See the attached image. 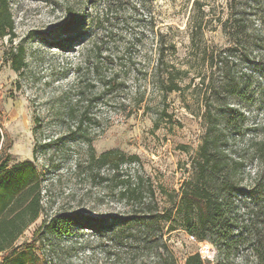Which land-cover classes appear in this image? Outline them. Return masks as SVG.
I'll list each match as a JSON object with an SVG mask.
<instances>
[{
  "label": "rangeland",
  "instance_id": "1",
  "mask_svg": "<svg viewBox=\"0 0 264 264\" xmlns=\"http://www.w3.org/2000/svg\"><path fill=\"white\" fill-rule=\"evenodd\" d=\"M108 1L8 0L15 30L0 37V152L10 143V165L34 166L45 209L17 243L30 242L44 220L64 215L75 219L70 233L37 243L48 264H183L195 252L206 264L220 255L258 264L244 226L219 254L161 216L177 208L193 176L207 110L246 114V135L230 143L232 152L244 153L253 137L264 139V70L253 69L226 31L228 17L251 12L248 25L264 33V0H115L107 10ZM19 47L26 65L15 72ZM220 52L222 73L209 64ZM162 57L187 71L181 91L162 90L158 75L165 69L156 70ZM243 74L253 75V85L233 93ZM109 151L138 161L100 166L96 159ZM260 171L264 165L251 152L234 174L242 192L232 200L246 223L242 213L264 206V172L261 189L248 195ZM138 183L139 199L122 195Z\"/></svg>",
  "mask_w": 264,
  "mask_h": 264
},
{
  "label": "trees",
  "instance_id": "2",
  "mask_svg": "<svg viewBox=\"0 0 264 264\" xmlns=\"http://www.w3.org/2000/svg\"><path fill=\"white\" fill-rule=\"evenodd\" d=\"M114 1H108L107 10L112 9ZM251 1L257 4L261 3V0H250L249 2ZM248 6V3H244L245 9L257 11V8ZM258 8L260 9V5ZM237 15L234 13L227 18L226 31L228 30V35L236 46V51L240 50L246 54L245 59L252 64L253 69L264 70V33L258 34L252 29V26L248 25L251 18H246V16H252L253 13L240 12V17ZM260 20L264 23L263 19L260 18ZM14 30L10 3L8 0H0V37L13 36ZM225 58L222 52L216 56L212 54L209 64L211 67L214 65L219 67V73H222L224 65H227ZM206 60L208 61V59ZM157 63V71H160V68L165 69L158 75L162 90L166 93L181 91L182 88L179 84L183 80L181 75H186L187 71L180 70L169 62H164L163 57ZM25 65V50L23 47H19L13 54L12 69L15 72H20ZM204 83L205 76L202 79V84ZM253 83L252 74H243L240 82H234L233 93H237L243 88L249 89ZM104 94L107 92L105 91ZM204 118L208 126L194 160L193 176L184 183L181 194H179L180 200L177 208L168 210L161 218L163 221L179 222L183 230L198 242H210L216 246L219 254L223 250V244L230 245L235 241L233 230L244 226L248 229L250 237L247 238V241L252 253L257 258V263L264 264V242L259 238L261 235V226L259 225L263 221L257 222L256 220L262 215L264 206L257 203L252 209L242 213L243 215L247 213L249 217L250 222L246 223L245 216L240 214L239 207L235 206V202L232 200L235 195L242 192L234 184V174L238 168L243 166V161L247 159V156L252 152L259 164L264 165V139L254 141L253 137L252 140H249L248 148L244 150V153L232 152L229 149L230 143L237 137L246 135L248 128L246 114L232 107L223 111V114L219 116L213 115L209 109L205 112ZM3 125L4 116L0 106V141L4 138L1 131ZM255 127H258V124L254 126V129L257 130ZM9 147L10 143H7L2 149L3 153L0 152L1 264H48L41 254L43 247L40 249L41 246H44V240L48 235L61 237L63 234H69L70 224L74 223L75 219L59 215L50 221L44 220L34 231L30 242L17 243L30 225L42 216L45 209L37 170L28 162L10 165ZM137 161L138 157L136 156L125 158V154L114 151L106 152L96 159L100 166L108 165L113 169H119L125 162L134 163ZM263 172L260 171L257 175L258 180L255 183L252 182V192L248 193L251 197H254L255 193L261 189L259 182ZM262 191L264 192V187ZM122 195L139 199L141 196L140 183L134 187L126 185ZM39 241L41 242L40 247L37 246ZM183 264H206V260L199 252H195L187 256ZM211 264L240 263L226 255H220Z\"/></svg>",
  "mask_w": 264,
  "mask_h": 264
}]
</instances>
